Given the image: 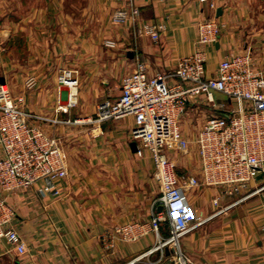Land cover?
Here are the masks:
<instances>
[{
    "label": "crops",
    "instance_id": "1",
    "mask_svg": "<svg viewBox=\"0 0 264 264\" xmlns=\"http://www.w3.org/2000/svg\"><path fill=\"white\" fill-rule=\"evenodd\" d=\"M8 1L0 0V10ZM135 1L142 19L165 22L160 40L135 35L130 21H113L112 11L127 0H90L95 18L90 30L70 28L74 22L65 0H11L16 15L0 16V82L10 85L23 108L52 118L30 121L62 138L68 168L67 176L58 181L60 194L52 191L49 179L10 194L17 212L14 226L23 235L26 249L20 252L3 238L0 264H264V190L194 228L178 246L145 253L171 233L166 222L159 231L136 240L114 232L118 223L149 221L153 201L161 193L153 160L139 156L133 146L134 117L92 120L100 101L121 94L122 76L134 70L139 60L150 74L173 71L180 56L197 48L205 49L209 72L216 71L223 57L242 51H250L264 72V2L214 0L213 7L201 0ZM23 9L27 11L21 13ZM210 16L226 26L205 45L198 42V25ZM107 38L116 39L117 45H105ZM64 68L74 71L76 87L59 85ZM29 76L37 78L33 87L26 84ZM74 88L76 95L71 94ZM215 97L227 106L240 104L220 91ZM197 103H191L190 116L181 119L190 138L201 127V120L193 123ZM191 146L185 155L172 154L179 173L199 171L196 142L191 141ZM260 181H253L251 187ZM45 183L49 189L43 194L38 186ZM218 192L214 186L191 188L192 208L207 216L218 207L213 200ZM235 197L223 195L220 204Z\"/></svg>",
    "mask_w": 264,
    "mask_h": 264
},
{
    "label": "built area",
    "instance_id": "2",
    "mask_svg": "<svg viewBox=\"0 0 264 264\" xmlns=\"http://www.w3.org/2000/svg\"><path fill=\"white\" fill-rule=\"evenodd\" d=\"M201 1L215 7L214 0ZM140 15L136 1L127 0L114 8L112 19L130 21L137 36L148 35L154 41L160 40L165 22L142 19ZM225 26L226 23L215 16L200 20L198 42L205 45L213 42ZM105 44L114 47L117 40L107 38ZM207 61L205 49L197 48L180 56L173 71L150 74L146 63L139 60L134 70L122 76L121 94L100 101L92 119L102 122L133 116L136 152L153 160L154 176L161 193L153 201L151 219L114 226L115 234L136 240L152 230L159 231L163 222L168 223L171 233L145 253L166 245L178 246L180 239L194 228L264 190V72L257 68L250 51L228 54L220 60L215 72L208 71ZM73 72L64 68L58 75L59 85L76 87L78 79ZM36 83L35 76L26 79L29 87ZM218 91L239 100L240 104L227 106L218 102L215 97ZM71 94L76 95V92L71 91ZM193 102L208 104L221 112L208 115L195 138L199 171L179 173L172 154L185 155L190 151L191 140L181 126V119ZM34 117L52 119L35 116L23 108L14 98L10 85L0 82V148L3 150L0 156V241L7 239L20 252L25 251L26 244L14 226L17 212L8 197L31 189L41 179L51 180L52 191L60 194L58 181L68 174L60 137L31 123ZM258 179L261 181L251 187ZM199 185L219 188L213 199L218 207L207 216L197 214L190 203L189 191ZM47 189L48 183L38 186L43 194ZM226 194L236 197L221 205V197Z\"/></svg>",
    "mask_w": 264,
    "mask_h": 264
},
{
    "label": "rangeland",
    "instance_id": "3",
    "mask_svg": "<svg viewBox=\"0 0 264 264\" xmlns=\"http://www.w3.org/2000/svg\"><path fill=\"white\" fill-rule=\"evenodd\" d=\"M11 1V0H10ZM8 1V3L5 4L4 10H0V16L5 18H10L13 15H16L18 10H14L11 8V3ZM66 1V12L68 13V16L72 17V21L74 22L70 28L74 29H82L85 28V30H90V27L94 25L95 23V18H94V12L89 7L90 0H65ZM261 2H264V0H260ZM21 13L26 12V9L20 10ZM113 12V11H112ZM112 17V15H111ZM105 44V40L103 41ZM106 45V44H105ZM75 99V98H73ZM75 104V102H72ZM206 110V111H205ZM191 110H188V112L185 114V116H190ZM220 110L214 109L210 107L208 104L201 103L199 104L198 109L196 112H194L193 116L196 121L193 123L198 124L199 120H201L200 126L204 123L205 119L208 117V115L213 114V113H220ZM206 113V114H205ZM199 126V127H200ZM197 131V130H196ZM198 132V131H197ZM196 132V134H197ZM195 137H189V139L193 142L195 141ZM62 138H60L61 140ZM192 147V146H191ZM179 263V262H178ZM182 264V263H179Z\"/></svg>",
    "mask_w": 264,
    "mask_h": 264
},
{
    "label": "water",
    "instance_id": "4",
    "mask_svg": "<svg viewBox=\"0 0 264 264\" xmlns=\"http://www.w3.org/2000/svg\"><path fill=\"white\" fill-rule=\"evenodd\" d=\"M220 10H221V8L218 9V14L220 13ZM133 146H134V148H137V141L133 142ZM172 263H174V261H172ZM187 264H192V263H187Z\"/></svg>",
    "mask_w": 264,
    "mask_h": 264
},
{
    "label": "bare ground",
    "instance_id": "5",
    "mask_svg": "<svg viewBox=\"0 0 264 264\" xmlns=\"http://www.w3.org/2000/svg\"><path fill=\"white\" fill-rule=\"evenodd\" d=\"M74 91H76V88H74Z\"/></svg>",
    "mask_w": 264,
    "mask_h": 264
}]
</instances>
